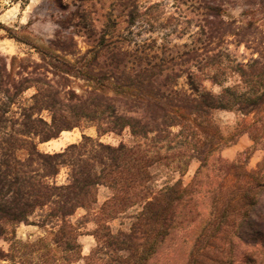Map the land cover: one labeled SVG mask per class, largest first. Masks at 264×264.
<instances>
[{
  "label": "rangeland",
  "instance_id": "obj_1",
  "mask_svg": "<svg viewBox=\"0 0 264 264\" xmlns=\"http://www.w3.org/2000/svg\"><path fill=\"white\" fill-rule=\"evenodd\" d=\"M239 65L262 70L264 82V0H0V155L7 149L8 136L20 128L23 108L32 104L37 91L42 99L56 93L63 109L88 105L95 97L107 95L117 113L147 120L149 113L141 99L107 89V78L121 81L126 75L151 74L154 90L178 97L194 94L193 88L214 94L232 88L252 95L251 84L245 86L236 71ZM8 74L16 83L28 79L22 82L27 88L14 104L8 102L5 91H12ZM260 91L264 93V85ZM211 113L225 138L243 118L252 122L258 115L243 116L235 109ZM35 116L50 122L51 111L43 108ZM75 120L74 127L37 142V148L60 152L80 142L83 135L112 146L134 144L128 128L102 134L98 120ZM246 149H251L246 166L256 169L264 157V141L253 146L248 133L221 154L233 160ZM198 165L191 160L183 175L162 163L152 165L149 184L152 190L178 179L187 185ZM67 173L62 167L56 183H66ZM111 195L109 187L99 185L96 202L67 217L62 235L57 233L59 219L43 220L45 209L35 210L29 218L32 223L2 222L6 231L0 236V264H86L91 252L94 259L89 264H110L111 259L114 264V257L127 252H114L104 236L128 231L139 206L107 217L100 208ZM75 230L81 251L72 260L70 242ZM170 245L148 264H180L184 248L171 252Z\"/></svg>",
  "mask_w": 264,
  "mask_h": 264
},
{
  "label": "trees",
  "instance_id": "obj_2",
  "mask_svg": "<svg viewBox=\"0 0 264 264\" xmlns=\"http://www.w3.org/2000/svg\"><path fill=\"white\" fill-rule=\"evenodd\" d=\"M236 71L245 86L251 84L252 95L232 88L220 94L193 88L194 94L178 97L154 90L151 74L126 75L121 81L107 78V89L141 99L149 113L147 120L117 113L107 95L95 97L88 105L63 109L56 93L42 99L37 91L32 104L23 108L20 128L8 136L7 149L0 155V236L6 231L2 222L32 223L29 218L37 209H45L43 220L62 222L57 230L62 235L66 218L96 202L97 187L105 185L112 190L100 208L107 217L139 206L128 231L104 236L114 252H127L114 257V264H148L169 243L171 252L184 248L180 264H264V157L256 169H248L251 149L233 160L221 154L243 133L250 135L253 146L264 141L263 71L247 70L245 65ZM8 77L12 91H5L8 102L14 104L27 88L22 82L28 79L16 83ZM43 108L51 111L50 122L35 116ZM214 109L258 115L252 122L243 118L225 138L212 116ZM79 117L98 120L102 134L128 128L134 144L112 146L83 135L80 142L60 152L37 148V142L74 127ZM193 159L199 165L187 185L178 179L152 190V165L162 163L183 175ZM62 167L68 169L67 182L57 184ZM78 235L75 230L70 242L72 260L80 257ZM93 254L87 256L86 264Z\"/></svg>",
  "mask_w": 264,
  "mask_h": 264
}]
</instances>
